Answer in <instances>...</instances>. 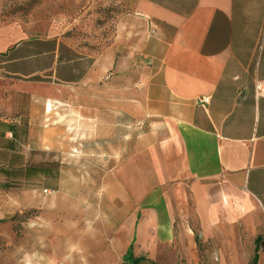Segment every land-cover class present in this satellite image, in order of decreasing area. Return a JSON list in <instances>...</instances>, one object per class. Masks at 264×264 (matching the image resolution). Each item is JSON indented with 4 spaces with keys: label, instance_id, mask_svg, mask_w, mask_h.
<instances>
[{
    "label": "crops",
    "instance_id": "1",
    "mask_svg": "<svg viewBox=\"0 0 264 264\" xmlns=\"http://www.w3.org/2000/svg\"><path fill=\"white\" fill-rule=\"evenodd\" d=\"M108 1L126 11L119 37L136 39L153 66L136 74L142 86L120 82L119 100L104 81V110L87 115L89 163L136 187L153 167L171 207L193 215L216 246L218 264H252L257 248V264H264V0ZM5 27L0 72L13 82H0V133L5 140L18 135L13 116L22 113L30 125L26 155H37L38 140L41 163L64 150L63 114L54 116L48 103H62L68 85H95L113 62L62 38L16 41L17 30ZM113 100L124 106L112 110ZM174 130L183 153L167 157L163 145Z\"/></svg>",
    "mask_w": 264,
    "mask_h": 264
},
{
    "label": "rangeland",
    "instance_id": "2",
    "mask_svg": "<svg viewBox=\"0 0 264 264\" xmlns=\"http://www.w3.org/2000/svg\"><path fill=\"white\" fill-rule=\"evenodd\" d=\"M125 13L108 0H0V25L7 26L5 33L17 30L16 41L62 38L99 62H113L95 85H68L63 102L51 103L49 112H61L65 124L61 155L51 152L39 163L38 140L37 155H26L30 125L22 113L13 116L18 135L5 140L0 133V264H130L124 259L130 245L134 257L144 259L140 264H218L216 246L202 237L193 215L171 207L153 167L144 168L136 187L114 172L104 176L103 166L87 158V115L104 110V81L112 82L113 99L119 100L120 82L142 86L140 75L153 66L149 55L138 53L136 39L119 37ZM0 82L13 81L0 72Z\"/></svg>",
    "mask_w": 264,
    "mask_h": 264
},
{
    "label": "trees",
    "instance_id": "3",
    "mask_svg": "<svg viewBox=\"0 0 264 264\" xmlns=\"http://www.w3.org/2000/svg\"><path fill=\"white\" fill-rule=\"evenodd\" d=\"M5 174H8L9 175V172L6 170L5 171ZM13 185L11 184H5V187L8 188V187H12ZM124 259L126 262L130 263V264H140L144 259L143 258H135L134 255H133V245H130L125 256H124ZM257 261H258V248H257V251H256V254H255V257L253 259V262L252 264H257Z\"/></svg>",
    "mask_w": 264,
    "mask_h": 264
},
{
    "label": "built area",
    "instance_id": "4",
    "mask_svg": "<svg viewBox=\"0 0 264 264\" xmlns=\"http://www.w3.org/2000/svg\"><path fill=\"white\" fill-rule=\"evenodd\" d=\"M209 101H210L209 97H202L201 100H200V103L202 105H206V104L209 103ZM163 148H164V151H165V155L167 157H177V156L182 155V153H183L182 145H177L175 143L171 144V146H170V148L172 150L171 152L164 145H163Z\"/></svg>",
    "mask_w": 264,
    "mask_h": 264
},
{
    "label": "bare ground",
    "instance_id": "5",
    "mask_svg": "<svg viewBox=\"0 0 264 264\" xmlns=\"http://www.w3.org/2000/svg\"><path fill=\"white\" fill-rule=\"evenodd\" d=\"M48 107H52V104L48 103ZM173 143H175L177 145H182L181 138L175 130H174L173 135L169 139L165 140L164 146L167 147L168 150L171 152L172 150H171L170 146Z\"/></svg>",
    "mask_w": 264,
    "mask_h": 264
}]
</instances>
